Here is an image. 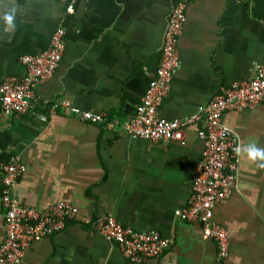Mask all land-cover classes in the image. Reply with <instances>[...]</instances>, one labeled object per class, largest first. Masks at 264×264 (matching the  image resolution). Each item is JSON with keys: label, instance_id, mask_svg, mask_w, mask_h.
Segmentation results:
<instances>
[{"label": "crops", "instance_id": "obj_1", "mask_svg": "<svg viewBox=\"0 0 264 264\" xmlns=\"http://www.w3.org/2000/svg\"><path fill=\"white\" fill-rule=\"evenodd\" d=\"M176 0H0V79L22 76L25 54L50 45L65 30V50L53 75L36 91L38 102L20 115L0 107V165L18 155L27 166L14 194L20 206L43 211L69 202L78 215L34 241L16 264H213L217 244L200 221L180 219L188 203L204 141V122L185 130V143L152 141L91 124L42 100L66 98L82 110L130 118L155 77ZM72 3L73 12L68 7ZM12 15V27L3 19ZM179 65L159 108L185 118L223 86L253 77L264 66V0H191L178 41ZM223 122L241 144L238 190L217 202L213 220L229 232L224 264H264V167L245 148L264 150V100L229 109ZM3 172L0 168V188ZM111 215L137 231L170 238L160 258L132 261L92 221ZM0 198V245L5 238Z\"/></svg>", "mask_w": 264, "mask_h": 264}, {"label": "built area", "instance_id": "obj_2", "mask_svg": "<svg viewBox=\"0 0 264 264\" xmlns=\"http://www.w3.org/2000/svg\"><path fill=\"white\" fill-rule=\"evenodd\" d=\"M190 1H175L155 77L130 118L119 123L107 112L82 110L66 98L42 100V103L51 113L62 109L91 124L111 128L121 125L127 134L152 141L185 143L186 128L203 121L204 128L199 129L198 136L204 141L205 147L196 167L192 194L188 203L177 208L175 214L182 220L202 223L204 236L212 238L217 244V256L213 264H224L229 253V232L213 220V209L217 202L238 190L241 144L237 133L223 122L222 115L226 110H244L264 100V66L259 67L251 78L221 87L207 104L191 115L176 119L163 118L159 108L170 91L174 71L179 65L178 41ZM68 11L73 12L72 3ZM64 50L65 30L58 28L45 51L21 56L25 74L0 79V107L3 114H24L40 102L36 95L37 88L53 75ZM237 148L239 153L235 151ZM0 168L3 172L0 198L4 206L6 230L0 245V264H16L21 262L32 242L63 230L78 215V208L69 202H58L43 211L20 206L14 189L27 166L18 155H14ZM92 223L107 241L117 244L132 261L160 258L172 243L159 231H137L125 227L111 215L98 217Z\"/></svg>", "mask_w": 264, "mask_h": 264}, {"label": "clouds", "instance_id": "obj_3", "mask_svg": "<svg viewBox=\"0 0 264 264\" xmlns=\"http://www.w3.org/2000/svg\"><path fill=\"white\" fill-rule=\"evenodd\" d=\"M3 19L8 27H12V15L5 14ZM237 153H239V149H235ZM245 151L247 153V157L249 160L253 161H262L264 162V150L257 148L254 144H249L246 146ZM258 166L264 167V163H260Z\"/></svg>", "mask_w": 264, "mask_h": 264}]
</instances>
